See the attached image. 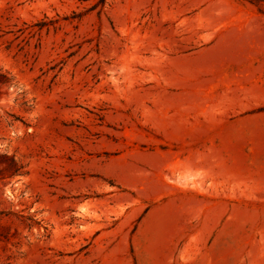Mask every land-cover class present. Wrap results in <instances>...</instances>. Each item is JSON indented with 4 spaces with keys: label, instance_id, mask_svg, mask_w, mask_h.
I'll list each match as a JSON object with an SVG mask.
<instances>
[{
    "label": "rangeland",
    "instance_id": "374dc122",
    "mask_svg": "<svg viewBox=\"0 0 264 264\" xmlns=\"http://www.w3.org/2000/svg\"><path fill=\"white\" fill-rule=\"evenodd\" d=\"M0 264H264V1L0 0Z\"/></svg>",
    "mask_w": 264,
    "mask_h": 264
},
{
    "label": "trees",
    "instance_id": "16d2710c",
    "mask_svg": "<svg viewBox=\"0 0 264 264\" xmlns=\"http://www.w3.org/2000/svg\"><path fill=\"white\" fill-rule=\"evenodd\" d=\"M106 0H101L102 3H105ZM264 1V0H261ZM29 220H31L33 222V217H28Z\"/></svg>",
    "mask_w": 264,
    "mask_h": 264
}]
</instances>
